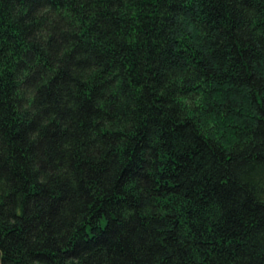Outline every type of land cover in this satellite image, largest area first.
Instances as JSON below:
<instances>
[{"label": "trees", "instance_id": "1", "mask_svg": "<svg viewBox=\"0 0 264 264\" xmlns=\"http://www.w3.org/2000/svg\"><path fill=\"white\" fill-rule=\"evenodd\" d=\"M0 264H264V0H0Z\"/></svg>", "mask_w": 264, "mask_h": 264}]
</instances>
